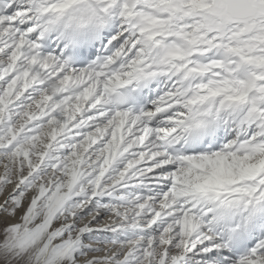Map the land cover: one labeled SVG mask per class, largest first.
<instances>
[{
	"label": "snow or ice",
	"instance_id": "6c2138e0",
	"mask_svg": "<svg viewBox=\"0 0 264 264\" xmlns=\"http://www.w3.org/2000/svg\"><path fill=\"white\" fill-rule=\"evenodd\" d=\"M0 264H264V0H0Z\"/></svg>",
	"mask_w": 264,
	"mask_h": 264
}]
</instances>
